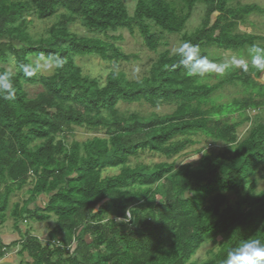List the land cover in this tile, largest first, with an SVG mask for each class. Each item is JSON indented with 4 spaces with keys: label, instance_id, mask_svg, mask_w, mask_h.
<instances>
[{
    "label": "trees",
    "instance_id": "trees-1",
    "mask_svg": "<svg viewBox=\"0 0 264 264\" xmlns=\"http://www.w3.org/2000/svg\"><path fill=\"white\" fill-rule=\"evenodd\" d=\"M230 1L137 0L131 13L127 0H0V71L15 73V98L0 97V225L10 216L8 234L17 236L6 243L0 230L1 260L18 247L17 255L32 259L19 264H224L245 242L264 243V188L257 189L264 116L254 115L242 139L237 134L252 119L248 112L264 107V72L250 59L248 71L190 76L163 49L150 69L129 76L117 67L137 54L116 43L122 33H110L138 31L151 50L180 33L210 62L211 46L248 58L252 45L264 47V36L240 32L238 24L261 9ZM199 4L204 18L189 33ZM53 17L45 35H30L35 18ZM77 20L90 34L72 29ZM41 54L60 56L63 68L25 76L19 65ZM88 55L114 63L105 80L83 73L78 59ZM211 74L217 82H209ZM225 86H241L239 95L224 100L218 91ZM137 103L154 109H121ZM165 104L175 108L156 110ZM78 128L90 135L73 138ZM199 136L230 147L205 152L197 164L131 163L145 150L173 158ZM113 168L120 171L103 175ZM25 187V198L10 204ZM49 219L55 225L46 238L31 233L30 221ZM218 236L212 257L193 259Z\"/></svg>",
    "mask_w": 264,
    "mask_h": 264
},
{
    "label": "rangeland",
    "instance_id": "rangeland-1",
    "mask_svg": "<svg viewBox=\"0 0 264 264\" xmlns=\"http://www.w3.org/2000/svg\"><path fill=\"white\" fill-rule=\"evenodd\" d=\"M137 0H127V5L130 9V12L132 13L135 5H136ZM257 4L261 10L254 9L247 17H245V22L244 23H239L238 28L240 32L244 33H255V34H260L264 36V0H231L229 4L232 7H237L240 5H245V4ZM263 9V11H262ZM217 15V13H216ZM204 18V11L202 10V6L199 4L195 11L193 12L189 22L187 23L186 29L188 30L189 33L194 32L198 27L201 26L202 20ZM58 21L57 17L41 20L38 18H35L33 23L29 26V32L30 35L33 38H39L43 35L46 34L47 29L55 22ZM72 29L76 31L80 35H85V34H90V32L87 30V28L84 27V25L81 23V20H77L75 23L71 24ZM110 33H116L120 34L122 33L123 39L117 41L116 43L122 46V49L126 52L130 53H136L137 58H132L130 61H124L122 60L120 62V65L117 67V69H122L126 71V73L129 76H134L136 74H139L140 72H143L145 69H150L153 61L158 57L159 53L163 49H170L172 52H175V48L181 44H183L182 36L180 33L177 34H169L166 35V38L169 40V45H159L157 50H151L148 49L143 41L142 36L139 34L138 31H136L135 34H130L127 29H120V31L116 32H110ZM257 43H261V40H257ZM264 44V42H263ZM209 54L214 57V63L217 65L224 64L230 62L233 58L246 61L250 60L251 58L247 57H238L237 53L233 52H228L226 50H222L219 48H215L213 46L208 48ZM139 57V59H138ZM39 58H34L32 62H36ZM42 62V61H41ZM78 63L82 66L83 73L90 75L91 77H100L101 80L106 79L107 73L113 69L114 63L113 62H107L103 61L99 56L96 55H88L84 56L78 59ZM13 65V62L11 63ZM43 72H49V71H43ZM212 74H217L215 72H212ZM209 75L208 80L211 83L217 82L218 78ZM219 75V74H217ZM262 80H264V74L261 77ZM38 88L36 86H29V90L31 92H34ZM239 90H241V86L236 87V86H225L223 89H220L218 93H222L223 99H229L232 97H235L239 95ZM238 92V94H236ZM175 108V105H168L165 104L159 108H156V110L160 113H170L172 110ZM121 109L122 110H128L129 112H132L134 110H139L143 112H150L154 108L150 106L147 103H137V104H131L129 106L128 104H121ZM250 116H252V119L250 121H246L243 123L240 127L237 129V134L239 139H242L244 136L247 135L248 130L253 124V121L255 117V114H258L259 117L264 116V107L263 108H257L253 109L248 112ZM211 121L210 123H212ZM73 138H78V139H85L87 136L90 134L86 132L84 129H79L77 131H74L71 133ZM201 142L192 144L189 146L186 150H184L182 153L179 155L170 158L164 155H160L158 153H153L151 151L145 150L141 152L140 156L138 158H133L131 160L132 164H135L136 162H143L149 165H153L156 163H159L161 161H170V162H175L176 164H184L191 162L193 164H197L200 160V158L203 156L205 152L209 151H218L222 149H226L227 147H230V145L225 144L223 142H214L213 139L211 138H205L204 136L201 137ZM120 171L119 168H113L105 171L103 175L107 174H114L118 173ZM259 175H264V169H262L259 173ZM28 187V186H26ZM26 187L22 190V192L17 193V195H13V199L11 200L12 204L14 200H22L25 198L23 191L26 189ZM264 188V176L259 177L258 179V184H257V189H263ZM24 196V197H22ZM22 197V198H21ZM234 194L230 196V201L233 200ZM233 202V201H232ZM42 203V202H41ZM13 219L8 216L7 220L5 223L0 225V230L3 233V237L5 239L6 243L11 242L12 240L17 238V236L8 234L10 232H13ZM55 225V222L53 220H47V221H30V229L31 233L34 235L39 236L41 239L46 238V234L48 231ZM24 226V225H23ZM24 226L23 228H25ZM222 236H218L214 241H209L204 243L196 252L195 256L193 259L197 260L198 262H201L203 260H207L210 257H212V254L210 250L216 251L218 249V245L216 244L218 240H220ZM19 250L18 247L10 248L8 254L3 258L2 260L0 259V264H19L21 260H32L29 255L24 254L23 256L17 255V251Z\"/></svg>",
    "mask_w": 264,
    "mask_h": 264
},
{
    "label": "clouds",
    "instance_id": "clouds-1",
    "mask_svg": "<svg viewBox=\"0 0 264 264\" xmlns=\"http://www.w3.org/2000/svg\"><path fill=\"white\" fill-rule=\"evenodd\" d=\"M175 54L180 57V65L184 67L190 76H204L208 72L224 74L226 71L238 68L249 70V64L233 58L230 62L217 65L203 56L198 47L190 43H183L175 48ZM251 58V67L264 72V47L252 45L248 49ZM42 61V62H41ZM64 59L58 55L45 57L41 54L34 64H21L19 69L25 76L31 77L43 71L61 69ZM15 73L13 71H0V97L11 100L15 98ZM224 264H264V243L261 239H252L245 242L240 248L230 251Z\"/></svg>",
    "mask_w": 264,
    "mask_h": 264
}]
</instances>
